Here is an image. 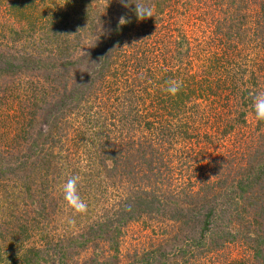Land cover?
I'll use <instances>...</instances> for the list:
<instances>
[{
    "label": "trees",
    "instance_id": "trees-1",
    "mask_svg": "<svg viewBox=\"0 0 264 264\" xmlns=\"http://www.w3.org/2000/svg\"><path fill=\"white\" fill-rule=\"evenodd\" d=\"M91 1L0 0V264H48L56 253L65 264L99 241L103 245L91 261H112L124 224L153 218L171 201H202L203 211L195 212L200 243L216 216L217 202L207 197L217 189L234 211L235 217L223 210L229 222L260 224L264 232V180L257 187L252 168L236 181L226 178L236 169L248 170L247 164L208 148L219 139L206 131L208 118L226 117L222 123L232 129L234 121L245 122L257 92L242 88L246 81L232 54L190 56L183 33L160 38L148 30L137 38L134 12L125 18L129 23L119 25L106 19L114 0L106 14L90 8ZM168 1L145 3L161 11ZM124 2H132V10L142 3ZM259 12L264 32V4ZM86 30L101 41L92 50L94 61L80 68L72 55ZM169 80L182 83L175 96L164 91ZM38 115L45 117V129H35ZM189 165L201 170L195 182ZM258 171L260 179L264 162ZM73 174L80 177L87 212L97 202L93 191L118 193L116 215L95 221L96 229L90 223L77 233L62 224L65 210L73 213L62 196ZM254 232L220 231L214 246L240 239L254 254L252 264H264V234Z\"/></svg>",
    "mask_w": 264,
    "mask_h": 264
},
{
    "label": "rangeland",
    "instance_id": "rangeland-1",
    "mask_svg": "<svg viewBox=\"0 0 264 264\" xmlns=\"http://www.w3.org/2000/svg\"><path fill=\"white\" fill-rule=\"evenodd\" d=\"M112 1L94 2L92 0L88 6L101 9L106 14L110 12L108 6L113 4ZM139 1L145 3V0ZM127 4L128 7H124L121 2L114 0L116 8L106 19L119 22L122 16L124 18L130 16L133 12L132 2ZM263 4L264 0H169L163 5L161 11L151 6L154 9V16L139 21L134 29L140 33L137 38L143 37L148 30L151 31V36L156 33L160 38H165L170 32H173V36L176 32L180 35L183 33L190 41V56L197 52L209 60L212 54L222 57L223 54L231 53L232 62L235 63L236 69L240 70V77L242 76L246 81L242 88L248 87L251 94L254 91H264V43H262L264 32L260 26L262 18L259 15ZM83 36L81 46L74 50L72 55V59L78 66L80 65V68L87 66L89 59L93 57L92 50L96 49V45L101 41L91 30L83 32ZM197 61L195 67L200 66L199 60ZM13 101L11 105L17 108L19 100ZM222 118L226 117L208 118L209 126L206 131L219 137L217 141L215 140V144H210L208 148H219L220 153L224 154L228 160L231 157L243 158L242 161L247 164L248 170L236 169L235 173L226 174V178H233L236 181L250 174L249 169L252 168L251 174L258 179L256 181L258 187V184L264 180V176L259 179V171L257 172V167L264 162V121H257L253 112L247 111L245 122L234 121V127L231 129L228 126L225 127ZM44 121L45 117L38 115L35 129H45ZM9 135L12 136L13 133L9 131ZM200 171V168L193 169L192 165H189L187 172L191 176L190 180L195 182L196 177L200 176L198 174ZM230 181L231 184L232 179ZM214 192L209 194L207 201L210 204L217 202L216 216L200 243H196L200 237L201 228L195 212L200 215L203 211L202 201L198 204L171 201L168 202L169 205L158 209V212L154 211L153 218L145 217L124 224L116 244L117 258L113 256L112 261L100 262V256L96 257L97 262L91 261V258L101 250L103 243L99 241V243L91 242L86 248L80 249L79 253L71 255L67 259L68 263L65 264H252L254 254L239 242L240 239L234 243L226 242L220 247L214 246L215 241L223 230L233 231L239 236L240 233L253 236L254 231L264 234L261 232L262 226L260 224L241 225V221L229 222V217L223 210H227L230 216L235 217V214L225 204V192L222 189ZM93 193L97 202L90 205L92 210L80 214L82 216L80 219L73 215L74 213L69 214V209H66L62 215V224L68 229L73 227V231L80 233L85 228H89L90 223L91 228L96 229L95 221L106 222L116 215L113 200L117 198L118 193L103 194L99 191H93ZM121 193L125 195L123 191ZM261 198L264 199V196ZM60 201L62 202V199ZM86 214L89 217L86 218ZM77 247L69 250H78ZM104 249L109 251L107 247ZM261 250H264V245L261 246ZM110 253L112 254L113 251ZM58 256L57 253L52 255L48 264H62L57 259Z\"/></svg>",
    "mask_w": 264,
    "mask_h": 264
},
{
    "label": "clouds",
    "instance_id": "clouds-1",
    "mask_svg": "<svg viewBox=\"0 0 264 264\" xmlns=\"http://www.w3.org/2000/svg\"><path fill=\"white\" fill-rule=\"evenodd\" d=\"M120 2L124 7H128L124 0H120ZM133 12L137 21L145 20L154 15V9L150 5L140 2L134 4ZM129 22L122 16L118 23L124 25ZM166 83L167 87L164 91L171 96H175L182 87V83L178 80H169ZM250 108L257 121H264V91H257L251 95ZM79 181L80 177L78 175H68L62 186L63 199L74 214L86 213L88 208V205L79 194Z\"/></svg>",
    "mask_w": 264,
    "mask_h": 264
}]
</instances>
